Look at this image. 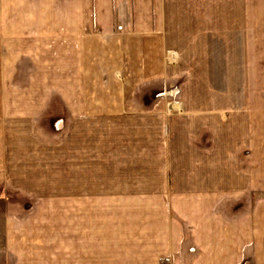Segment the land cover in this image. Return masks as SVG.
<instances>
[{"label":"rangeland","instance_id":"374dc122","mask_svg":"<svg viewBox=\"0 0 264 264\" xmlns=\"http://www.w3.org/2000/svg\"><path fill=\"white\" fill-rule=\"evenodd\" d=\"M195 6L196 28L145 81L123 62L76 93L44 90L55 75L0 76L16 90L0 105L17 102L0 108V264H264V14L210 29ZM64 100L115 107L76 116ZM172 119L192 124L170 136Z\"/></svg>","mask_w":264,"mask_h":264},{"label":"crops","instance_id":"0c3cea01","mask_svg":"<svg viewBox=\"0 0 264 264\" xmlns=\"http://www.w3.org/2000/svg\"><path fill=\"white\" fill-rule=\"evenodd\" d=\"M212 2L203 0L204 28L252 29L256 27L259 14H264V0H216L220 5L217 9L212 7ZM200 11L195 0H0V76L35 77L38 74L46 78L55 75L60 80L58 88L44 80V90L76 93L84 92L85 77L109 78L114 74L115 63L123 62L124 68L129 70L131 85L138 76L145 81L152 66L150 62H155L157 74H162L164 46L180 42V29L196 28V13ZM148 29L158 31L148 33ZM168 53L170 59L175 57L174 52ZM12 82L0 87V93L15 92L14 85H10ZM126 103L135 109L143 108L144 104L124 102L121 107ZM16 106L12 98L3 101L0 108ZM24 107L29 115H34L32 110L42 106L28 102ZM110 107L115 106L108 101L62 102V108L75 110L76 116L93 109L88 112L100 118V110ZM157 108L163 109V105ZM114 113L111 114L114 116ZM134 113L129 119L134 117L141 121L147 117L146 111L145 114ZM95 117L90 116V119ZM188 124L192 123L177 124L172 119L167 130L172 136L177 126L188 127ZM194 129L205 131L196 124ZM75 141L80 140L77 137ZM75 148L78 151L77 145ZM79 167L77 163L76 171H81ZM222 169L218 171H227V166Z\"/></svg>","mask_w":264,"mask_h":264}]
</instances>
